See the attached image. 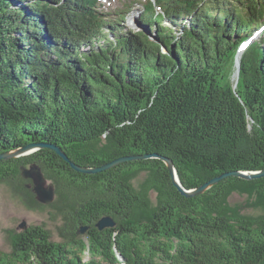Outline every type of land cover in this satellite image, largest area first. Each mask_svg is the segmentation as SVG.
<instances>
[{
    "label": "trees",
    "instance_id": "16d2710c",
    "mask_svg": "<svg viewBox=\"0 0 264 264\" xmlns=\"http://www.w3.org/2000/svg\"><path fill=\"white\" fill-rule=\"evenodd\" d=\"M99 1L0 0V154L48 143L95 168L158 154L185 189L263 170L264 0H145L135 32ZM33 163L55 187L49 206L21 176ZM169 173L148 159L81 174L50 149L1 161L0 184L31 209L56 208L70 230L61 242L45 226L7 230L0 264H264V177L186 198ZM104 217L115 227L100 231Z\"/></svg>",
    "mask_w": 264,
    "mask_h": 264
},
{
    "label": "water",
    "instance_id": "95a60500",
    "mask_svg": "<svg viewBox=\"0 0 264 264\" xmlns=\"http://www.w3.org/2000/svg\"><path fill=\"white\" fill-rule=\"evenodd\" d=\"M247 49V48H246ZM243 49L242 45H239V47L236 50V62H235V66L238 68V74L240 73V61L242 58V55L244 54L245 50ZM234 66V67H235ZM239 77V76H238ZM237 79L235 80V87L237 84ZM42 149H50L52 150L55 154H57L59 157H61L64 161H66L72 169H74V171L79 172L81 174H86V175H91V174H98L101 173L103 171H107V170H111L123 163L126 162H132V161H142V160H148V159H152V160H161L166 167L169 170V174L172 178V182L174 184V186L177 188V190L179 191V193L186 197V198H194L196 196H199L201 194H203L207 189H211L212 187H214L215 185H217L218 183H220L221 181H224L228 178L231 177H236L239 179H243V180H256V179H260L264 177V169L260 170V171H255V172H251V171H232L229 173H225L223 175H219L217 177H215L214 179H212L209 183L207 182L206 184H204L203 186H201L198 189H185V187L182 185V183L180 182V178L178 176V171L175 168V165L173 163V161L170 158H166V156H162V155H158V154H146L143 156H138V155H134V156H129V157H121L116 159L115 161L111 162V163H107L101 167L95 168V167H82L81 165H78L74 162H72L68 157L66 152H64V150L54 144H48V143H43V144H39V143H31L28 144L27 146H22L18 149H15L13 151H9V152H5L3 154H0V162L4 161V160H14L23 156H29L35 152H37L38 150H42ZM42 168L39 166V164L33 163L28 167L22 166L20 169V173L21 176L24 178V180L27 181H31L30 184H28L27 186L29 188H32L34 194H35V198L36 200L42 204V205H50L52 204L55 199H56V192H55V187L52 185V182H50L44 175V173L41 170ZM50 182V183H49ZM116 225L115 221L111 218V217H104L102 218L98 223H97V228L100 231H103L104 229L107 228H114ZM28 228V225H26V223H22L18 229L20 230H25ZM88 231V227H82L79 230V234H84Z\"/></svg>",
    "mask_w": 264,
    "mask_h": 264
},
{
    "label": "rangeland",
    "instance_id": "374dc122",
    "mask_svg": "<svg viewBox=\"0 0 264 264\" xmlns=\"http://www.w3.org/2000/svg\"><path fill=\"white\" fill-rule=\"evenodd\" d=\"M145 0H100L98 7L106 15L116 18L115 14L119 11L126 12L125 23H121L129 31H139L143 29L141 17L144 15L143 4ZM169 25V23H166ZM171 27V26H170ZM177 30V28H175ZM153 34V33H152ZM264 36V31L257 37L255 42H259ZM248 42V41H247ZM247 42L243 43L245 45ZM250 45L251 43L248 42ZM236 66L231 76V81L235 83ZM144 175H141L135 184L142 181ZM51 182V181H50ZM49 182V183H50ZM154 198L155 195H152ZM247 196L234 194L231 197V204L243 207L245 212H253L252 208L247 207ZM49 206V205H48ZM26 225H39L45 226L52 234V238L56 242L63 241V233L65 230H70L65 226V216L60 213L56 208L46 207L40 209H31L25 202L16 195L13 191V186L10 183L0 184V249L9 251L10 246L7 241V230L18 229L22 223ZM79 238L87 241V232L79 234ZM84 259H88L89 255L85 254Z\"/></svg>",
    "mask_w": 264,
    "mask_h": 264
},
{
    "label": "bare ground",
    "instance_id": "6f19581e",
    "mask_svg": "<svg viewBox=\"0 0 264 264\" xmlns=\"http://www.w3.org/2000/svg\"><path fill=\"white\" fill-rule=\"evenodd\" d=\"M238 68L236 67V73H235V77H234V79L236 80L237 79V77L239 76V74H238V70H237Z\"/></svg>",
    "mask_w": 264,
    "mask_h": 264
},
{
    "label": "built area",
    "instance_id": "2783aa9c",
    "mask_svg": "<svg viewBox=\"0 0 264 264\" xmlns=\"http://www.w3.org/2000/svg\"><path fill=\"white\" fill-rule=\"evenodd\" d=\"M122 264H124V263H122Z\"/></svg>",
    "mask_w": 264,
    "mask_h": 264
}]
</instances>
